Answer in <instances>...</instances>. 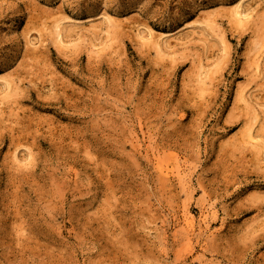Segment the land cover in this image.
Here are the masks:
<instances>
[{
  "label": "rangeland",
  "instance_id": "1",
  "mask_svg": "<svg viewBox=\"0 0 264 264\" xmlns=\"http://www.w3.org/2000/svg\"><path fill=\"white\" fill-rule=\"evenodd\" d=\"M238 1L0 0V264H264V0Z\"/></svg>",
  "mask_w": 264,
  "mask_h": 264
},
{
  "label": "bare ground",
  "instance_id": "2",
  "mask_svg": "<svg viewBox=\"0 0 264 264\" xmlns=\"http://www.w3.org/2000/svg\"><path fill=\"white\" fill-rule=\"evenodd\" d=\"M246 3V2H245ZM245 3H244V1L243 0H241V1H238L237 3H235V4H233L232 5V9L230 10L231 11V13H232V15L235 17V19H237V20H244V19H247V18H250L252 15H253V12H254V10L252 11V7L250 8V7H248V6H246L245 5ZM107 12V11H106ZM108 14H110V15H108ZM102 15V17L106 20V21H110V22H108V24H112L114 21H113V19H112V16H114V15H112L111 13H105V14H101ZM253 17V16H252ZM251 17V18H252ZM118 18H115V20H117ZM120 20V19H119ZM128 20V19H127ZM124 21V20H123ZM129 21V20H128ZM102 22H104V21H102ZM118 21H116L115 23H117ZM107 23V22H106ZM121 23V21L120 22H118L117 24H115L114 25V23L112 24V25H114L115 27H116V25L117 26H120L119 24ZM125 24V23H124ZM206 24V23H205ZM111 25V26H112ZM110 26V25H109ZM113 26V27H114ZM140 28V27H139ZM181 30L182 29H180V28H178V29H176L175 31H174V33L173 32H171V33H166V32H160V34L157 36L158 37V39L160 40V41H162V42H164V40H165V38L167 37V36H171L172 35V33H173V36L174 35H178V34H180V32H181ZM141 31V30H140ZM149 31V30H148ZM148 31H147V34H148ZM150 32H151V35H149L148 37H152V32L153 31H151L150 30ZM149 32V33H150ZM144 33V32H143ZM147 37V38H148ZM155 39V38H154ZM167 39V38H166ZM156 42H157V40H156ZM157 45L159 46V43H157ZM161 46H162V44H161ZM262 135L263 134H261L260 132L259 133H252V134H250V138H251V140L252 141H255V142H257V140H259V139H261V138H263L262 137ZM249 138V139H250ZM262 141V140H261ZM255 142H253V143H255ZM263 142V141H262ZM261 143V142H260ZM261 145H263V144H261ZM160 172L162 173V174H164V175H170L171 174V169L169 168V167H160Z\"/></svg>",
  "mask_w": 264,
  "mask_h": 264
}]
</instances>
